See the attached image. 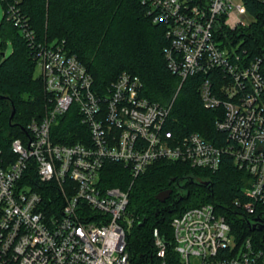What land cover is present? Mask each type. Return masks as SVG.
I'll list each match as a JSON object with an SVG mask.
<instances>
[{
  "label": "built area",
  "instance_id": "built-area-1",
  "mask_svg": "<svg viewBox=\"0 0 264 264\" xmlns=\"http://www.w3.org/2000/svg\"><path fill=\"white\" fill-rule=\"evenodd\" d=\"M0 1L34 50L50 97L27 139L12 142L14 157L0 150V264H132L127 239L138 221L129 213L135 181L159 161L216 172L224 156L250 174L246 202L236 205L262 233V245L254 237L239 245L227 219L207 204L173 219L172 257L154 230L156 256L160 264H264V56H252L226 32L259 23L245 0H140L146 16L165 29L164 56L180 89L202 76L204 108L223 111L216 122L226 134L222 145L199 133L178 136L170 128L173 103L145 97L138 76L124 72L100 91L65 42L38 40L22 0ZM70 112L81 126L71 134L78 141L58 142L55 129ZM110 163L128 170V190L104 184Z\"/></svg>",
  "mask_w": 264,
  "mask_h": 264
},
{
  "label": "trees",
  "instance_id": "trees-1",
  "mask_svg": "<svg viewBox=\"0 0 264 264\" xmlns=\"http://www.w3.org/2000/svg\"><path fill=\"white\" fill-rule=\"evenodd\" d=\"M245 2L259 23L249 29L227 27L226 32L230 38L243 41L242 48L252 56H264V3ZM22 7L38 40L65 42L93 75L97 89L107 90L124 72L138 76L145 97L165 106L173 103L170 128L178 136L199 133L216 145L223 144L226 134L216 127L223 111L204 108L199 93L204 78L191 77L180 89L181 80L168 70L164 56L168 46L165 29L146 16L140 0H22ZM8 39L13 46L9 55ZM36 72L34 50L5 16L0 24V150L11 158L12 142L26 140L30 122L42 118L50 107L45 83ZM80 127L77 115L70 112L55 129L57 141L77 142L71 134ZM102 176L107 187L128 190L132 184L128 170L121 164H108ZM249 178L250 174L239 169L230 156H224L216 172L183 162L154 163L135 181L130 192L129 213L138 217L127 239L131 263L160 264L154 245L155 229L170 244L169 256H174L173 219L207 204L214 205L227 219L239 245L254 237L256 245L261 246L262 233L251 227V217L236 205L238 200L246 202L244 189ZM182 179L189 180L185 195L175 188ZM169 189L173 190L172 196L165 203L159 202L157 195ZM144 220L145 225L139 227Z\"/></svg>",
  "mask_w": 264,
  "mask_h": 264
},
{
  "label": "rangeland",
  "instance_id": "rangeland-1",
  "mask_svg": "<svg viewBox=\"0 0 264 264\" xmlns=\"http://www.w3.org/2000/svg\"><path fill=\"white\" fill-rule=\"evenodd\" d=\"M4 17H5V10H4L3 4L0 1V24L3 22ZM7 43H8L7 54L9 55L13 51V46H12V42H11L10 39H8ZM40 73H41L40 69L37 68L36 75L40 76ZM49 104H50V102L48 103V105ZM200 178H201L200 176H199V178L196 177L197 180H199ZM187 181H189V180L182 179V180L177 182V184L175 186L177 193H179L181 195H185L186 194V188L185 187H186Z\"/></svg>",
  "mask_w": 264,
  "mask_h": 264
},
{
  "label": "water",
  "instance_id": "water-1",
  "mask_svg": "<svg viewBox=\"0 0 264 264\" xmlns=\"http://www.w3.org/2000/svg\"><path fill=\"white\" fill-rule=\"evenodd\" d=\"M14 115H15V110L13 111L12 116H11V123L13 121ZM172 194H173V190L171 189L163 191L159 195H157V200L161 203H165L172 196ZM145 223H146V220L140 223L139 227L144 226Z\"/></svg>",
  "mask_w": 264,
  "mask_h": 264
}]
</instances>
